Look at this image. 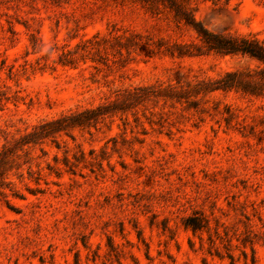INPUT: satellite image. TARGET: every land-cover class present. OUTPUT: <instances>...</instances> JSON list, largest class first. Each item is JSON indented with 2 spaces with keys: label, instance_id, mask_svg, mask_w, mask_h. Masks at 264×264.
I'll return each instance as SVG.
<instances>
[{
  "label": "rangeland",
  "instance_id": "1",
  "mask_svg": "<svg viewBox=\"0 0 264 264\" xmlns=\"http://www.w3.org/2000/svg\"><path fill=\"white\" fill-rule=\"evenodd\" d=\"M193 3L210 30L264 38V0ZM131 33L128 53L115 36ZM175 42L200 40L139 0H0V151L128 88L255 66L172 56ZM198 99L146 100L17 148L0 176V264H264V97Z\"/></svg>",
  "mask_w": 264,
  "mask_h": 264
},
{
  "label": "trees",
  "instance_id": "2",
  "mask_svg": "<svg viewBox=\"0 0 264 264\" xmlns=\"http://www.w3.org/2000/svg\"><path fill=\"white\" fill-rule=\"evenodd\" d=\"M148 4L154 10L167 9L174 16L179 25H185L194 30L200 43L175 42L168 46L166 52L172 56L184 57L199 55L206 52H216L221 55L248 57L255 62V66H247L228 70L217 78L178 79L167 84L138 85L126 89L122 99L116 98L111 102H103L79 112L64 114L60 117L43 121L15 140L14 145H5L0 151V176L11 169L17 148L26 144L36 143L40 139L54 136L76 126H84L97 122L101 117L116 111H127L146 100L156 99L165 102H184L189 107H197L199 96H205L216 90L236 91L249 96L264 97V38L249 33H224L210 30L202 20L198 19L193 0H139ZM130 35L124 37L120 45L131 52L134 47H141L138 40H132ZM229 113L230 108L226 105ZM228 120L229 117H226ZM12 153V154H11ZM204 217L201 215L190 217L186 223L194 231L202 229ZM207 264V263H204Z\"/></svg>",
  "mask_w": 264,
  "mask_h": 264
}]
</instances>
